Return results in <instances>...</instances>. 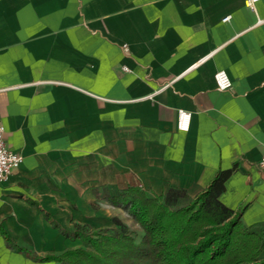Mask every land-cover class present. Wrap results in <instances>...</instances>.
<instances>
[{"label":"crops","instance_id":"obj_1","mask_svg":"<svg viewBox=\"0 0 264 264\" xmlns=\"http://www.w3.org/2000/svg\"><path fill=\"white\" fill-rule=\"evenodd\" d=\"M0 123L22 156L0 181V264L127 225L110 197L129 186L174 208L234 165L220 200L264 221V0H0Z\"/></svg>","mask_w":264,"mask_h":264},{"label":"trees","instance_id":"obj_2","mask_svg":"<svg viewBox=\"0 0 264 264\" xmlns=\"http://www.w3.org/2000/svg\"><path fill=\"white\" fill-rule=\"evenodd\" d=\"M235 165L219 169L188 203L171 208L140 186H129L110 202L128 209L140 225L138 240L129 227L112 217L110 227L85 231L62 229L85 245L46 254L53 264H264V221L245 225L241 210L220 200Z\"/></svg>","mask_w":264,"mask_h":264},{"label":"built area","instance_id":"obj_3","mask_svg":"<svg viewBox=\"0 0 264 264\" xmlns=\"http://www.w3.org/2000/svg\"><path fill=\"white\" fill-rule=\"evenodd\" d=\"M258 0H247L249 6ZM228 16H225L226 19ZM123 49H127L126 44H122ZM127 69L126 66L123 67ZM213 80L215 86L219 90L229 89L232 86V81L224 69H217L213 73ZM190 119V112L183 109H177L176 126L179 129L185 130L188 128ZM22 161V156L17 151L10 149L4 141V128L0 123V181L8 177V175L15 170ZM259 165L264 168V152L259 159Z\"/></svg>","mask_w":264,"mask_h":264},{"label":"rangeland","instance_id":"obj_4","mask_svg":"<svg viewBox=\"0 0 264 264\" xmlns=\"http://www.w3.org/2000/svg\"><path fill=\"white\" fill-rule=\"evenodd\" d=\"M122 219L127 220V226L131 231V235H133L135 239L138 240L142 234L140 225L135 221V219L132 217L130 213L129 215L127 214L124 217H122Z\"/></svg>","mask_w":264,"mask_h":264}]
</instances>
